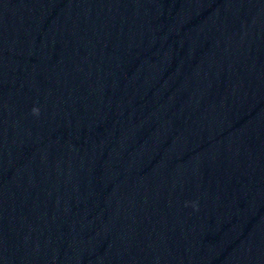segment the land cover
<instances>
[{"label": "clouds", "instance_id": "9594fccd", "mask_svg": "<svg viewBox=\"0 0 264 264\" xmlns=\"http://www.w3.org/2000/svg\"><path fill=\"white\" fill-rule=\"evenodd\" d=\"M33 113H34V114H39V109L34 108V109H33Z\"/></svg>", "mask_w": 264, "mask_h": 264}]
</instances>
